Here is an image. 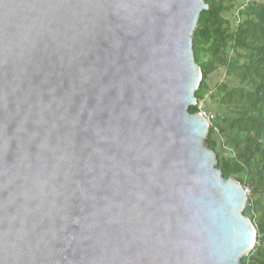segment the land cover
Wrapping results in <instances>:
<instances>
[{"label":"water","instance_id":"95a60500","mask_svg":"<svg viewBox=\"0 0 264 264\" xmlns=\"http://www.w3.org/2000/svg\"><path fill=\"white\" fill-rule=\"evenodd\" d=\"M204 0H0V264H240L246 193L189 112Z\"/></svg>","mask_w":264,"mask_h":264},{"label":"trees","instance_id":"16d2710c","mask_svg":"<svg viewBox=\"0 0 264 264\" xmlns=\"http://www.w3.org/2000/svg\"><path fill=\"white\" fill-rule=\"evenodd\" d=\"M192 35L195 62L201 79L195 91L196 102L203 98L206 76L217 67L240 86L220 82L210 90L217 103L230 106L233 117H216L218 133L208 128L206 143L213 150L216 167L224 177H233L256 199L246 198L243 214L255 228V253L245 255L240 264H264V0H248L235 9V24L222 16L232 9L227 0H204ZM231 1V0H230ZM203 53H208L201 60ZM189 112H197L192 105ZM213 135L219 137V151ZM241 175L239 177L238 175Z\"/></svg>","mask_w":264,"mask_h":264},{"label":"rangeland","instance_id":"374dc122","mask_svg":"<svg viewBox=\"0 0 264 264\" xmlns=\"http://www.w3.org/2000/svg\"><path fill=\"white\" fill-rule=\"evenodd\" d=\"M248 0H227L226 3H230V5H232V9L228 12H223L222 16L227 19L229 21V26L230 28H232L234 26V24L236 23L235 21V9L238 6H241L244 2H246ZM208 57V53H203L201 56V60H205ZM206 88L202 89V93H203V98L199 101V105L208 112L213 113L216 117H218L219 115L221 116H228V117H233L234 114L231 112L230 110V106H226V105H221L219 103H217V95H215V97L210 98V90L214 91V87L220 83H226L229 87H233V86H240V84L234 80L231 79L230 77H227L224 74L223 68L222 67H217L214 71L210 72L207 74L206 79ZM213 139L215 141V145H214V149L216 151H219V146L218 144L220 143V139L219 137H216L215 135H213ZM239 177H241V175H238ZM246 198L250 197L251 199H256L258 197V194H251V190H250V186L247 185L246 186ZM246 203V201H245ZM254 247H252L246 255H249L251 252L255 253L254 251Z\"/></svg>","mask_w":264,"mask_h":264},{"label":"built area","instance_id":"2783aa9c","mask_svg":"<svg viewBox=\"0 0 264 264\" xmlns=\"http://www.w3.org/2000/svg\"><path fill=\"white\" fill-rule=\"evenodd\" d=\"M193 105H195L197 107V112L200 113L205 118V120L207 121L208 128L211 127L214 133H218L216 126H214L216 116L211 112L205 111L199 105V101L198 102L195 101V103ZM243 188H244V191L246 193V190H247L246 187H243Z\"/></svg>","mask_w":264,"mask_h":264}]
</instances>
